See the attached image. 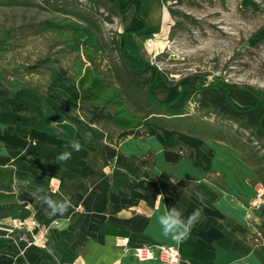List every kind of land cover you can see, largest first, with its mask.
Returning <instances> with one entry per match:
<instances>
[{"label":"crops","instance_id":"1","mask_svg":"<svg viewBox=\"0 0 264 264\" xmlns=\"http://www.w3.org/2000/svg\"><path fill=\"white\" fill-rule=\"evenodd\" d=\"M124 2L119 1L118 21L122 53L134 66L133 81L141 88L149 84L150 92L165 103L176 95L177 85L144 58L138 45L139 39L144 41V36L155 35L164 26L150 25L140 16L142 0ZM126 3L136 7L133 23L124 21ZM7 69L5 63L0 65V218L24 215L23 207L29 204L38 219L50 225L47 249L53 250L55 259L47 249L36 247L21 254L23 244L0 233V264H162L135 255L136 247L154 244L175 246L180 264H264V206H251L255 189L235 170L236 155L224 153L222 146H228L140 122L124 107L126 117L111 120L117 127L110 134L94 119L78 117L74 107L80 99L107 93H65V84H56L53 73V82L43 84L48 88L52 82L53 88L42 93L39 86L11 78ZM184 84L190 90H182L170 109L181 110L182 96L187 100L196 87ZM201 94L205 105L240 120L244 111L235 106L254 102H234L228 93L229 103L220 86ZM213 94L223 96V108ZM252 110L253 120L246 123L264 145V106ZM72 140L80 142L81 150L58 163L57 156ZM51 177L60 179L56 192L49 188ZM38 187L55 200L69 196L72 207L64 215H46V206L33 195ZM161 194L164 199L158 203ZM165 206L178 208L184 218L195 209L202 212L180 243L165 237L157 222ZM256 236L259 246L254 244Z\"/></svg>","mask_w":264,"mask_h":264},{"label":"rangeland","instance_id":"2","mask_svg":"<svg viewBox=\"0 0 264 264\" xmlns=\"http://www.w3.org/2000/svg\"><path fill=\"white\" fill-rule=\"evenodd\" d=\"M68 1H72V5L76 4L80 10L91 9L89 0ZM117 1L125 4L124 0ZM135 8L132 4L125 5L124 21H134ZM102 10L100 7L98 11ZM98 13L96 19L104 36L113 35L122 52V31L118 18L112 17V23H108L103 20L104 15ZM139 13L150 25L155 23V27L159 24L164 26L157 34L144 36V40L151 39L147 49L143 39L138 40L144 58L157 65L170 84L186 86L184 83H192L196 86L191 89L192 94H188V101L182 96L179 106L181 110L193 112L201 104L205 105L202 87L213 81L227 84L228 93L234 102L245 104L264 100V0H142ZM34 14V9L0 6V65L5 63L7 74L20 80L21 84L39 86L40 90L43 89L42 93L53 88V80L50 79L52 73L56 84H65L67 92L62 89L65 93H107L106 96L80 99L74 106L76 115L85 120L106 116L112 121H116L115 118L124 119L126 115L122 107L125 108V105L117 97L118 89L106 87L102 78L93 71L95 65L105 70L108 58L101 51L95 34L83 22L70 16L44 12L38 16L36 14V21L51 16L45 22L48 25L46 31L63 40L64 47L71 53L64 52L62 61L51 67L48 76L31 72L47 61L48 57L40 56L39 47L44 43L50 45L53 36L47 35L42 43L38 38L21 41L11 38V35L22 23H28ZM21 43L24 45L16 46ZM48 80L52 81L49 83L50 88L43 85L48 84ZM212 97L217 100L218 106L224 107L221 102L223 100L225 103L223 96L221 98L213 94ZM241 114V119L250 124L254 117L253 110ZM241 132L244 137H248L245 131ZM251 139L254 145H262L255 135ZM222 148L225 154L236 155L232 164L236 171L249 179V184L255 189L253 201L257 189L264 190V186L238 152H233L230 147ZM258 237H255V246L260 245Z\"/></svg>","mask_w":264,"mask_h":264},{"label":"trees","instance_id":"3","mask_svg":"<svg viewBox=\"0 0 264 264\" xmlns=\"http://www.w3.org/2000/svg\"><path fill=\"white\" fill-rule=\"evenodd\" d=\"M89 2L91 3V9L86 11L78 9L76 4L72 5V1L68 0H0V6L35 10V14L28 23H22L21 26L15 29L11 38H18L21 41H26L32 37L42 41L47 35H52L54 38L50 45L44 43L43 46L39 47L42 54L40 56H46L48 59L31 72H40L41 75L48 76L49 68L62 61V54L64 52L71 53L70 50L64 47L63 40L46 31L48 25L45 22L51 16H45L36 21V14L38 16L41 12H44L52 15L70 16L83 22L95 34L101 51L105 52L108 58V67L105 70L100 69L99 65H95L93 71L102 78L106 87L118 89L117 97L124 102L128 112L133 114L140 122L155 123L167 129L177 130L205 140H212L232 148L253 169L257 180L264 186V153H260L264 151V146L257 143L256 145L253 144L251 138L254 133L250 126L239 118L223 114L208 105H200L193 112L184 109H170V106L179 98L182 90H190L188 86H177L176 95L165 103L156 99L150 92L149 84H146L143 88L138 87L134 83L130 72V69H134V66L119 50L115 37L113 35L104 36L102 27L96 19V14L99 12V15H104L103 20L112 23V17L118 18L122 7L117 0H89ZM100 7L103 9L102 11H98ZM23 45L24 43L16 44V46ZM44 53H47V55H44ZM219 85L224 89L226 101L231 103L228 97L229 87L227 84L213 81L202 88L206 89ZM262 106H264V100L254 101L244 108L236 106L235 108L239 111H247ZM93 122L113 134L110 130L116 124L109 117L96 118ZM241 130L247 133V138L244 137Z\"/></svg>","mask_w":264,"mask_h":264},{"label":"built area","instance_id":"4","mask_svg":"<svg viewBox=\"0 0 264 264\" xmlns=\"http://www.w3.org/2000/svg\"><path fill=\"white\" fill-rule=\"evenodd\" d=\"M144 47L147 49L151 45V39L144 40ZM154 57V55H153ZM60 179L51 177L49 188L52 192L58 191ZM256 198L251 201V206H264V190L258 188ZM26 210L24 215L5 216L0 218V233L11 239L14 243H22L21 254L29 247L47 249V233L50 225L42 223L35 211L29 204L23 207ZM257 241V240H256ZM136 257L143 260H157L162 264H180L182 261L178 249L173 245L154 244L138 246L134 249ZM61 264H73L63 262Z\"/></svg>","mask_w":264,"mask_h":264},{"label":"clouds","instance_id":"5","mask_svg":"<svg viewBox=\"0 0 264 264\" xmlns=\"http://www.w3.org/2000/svg\"><path fill=\"white\" fill-rule=\"evenodd\" d=\"M6 127V126H5ZM81 144L78 140L70 141L66 146V150L61 152L56 160L58 163H66L72 158L73 152L81 150ZM70 149V150H68ZM35 199L42 205L46 206L44 211L46 215L56 216L64 215L72 207L71 198L64 195L62 199L55 200L51 195L47 194L42 187H38L33 193ZM163 194L156 197L157 202L163 201ZM202 212L200 209H195L187 218L183 217L182 212L176 208L171 209L165 206L164 211L157 216V222L162 229L165 237H171L176 243L187 239L191 234L192 229L201 220ZM49 255L55 259V254L52 249H47Z\"/></svg>","mask_w":264,"mask_h":264}]
</instances>
